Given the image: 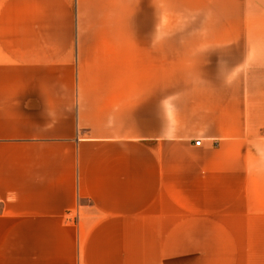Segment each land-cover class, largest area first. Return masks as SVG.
Instances as JSON below:
<instances>
[{
	"label": "crops",
	"instance_id": "0c3cea01",
	"mask_svg": "<svg viewBox=\"0 0 264 264\" xmlns=\"http://www.w3.org/2000/svg\"><path fill=\"white\" fill-rule=\"evenodd\" d=\"M0 264H264V0H0Z\"/></svg>",
	"mask_w": 264,
	"mask_h": 264
},
{
	"label": "built area",
	"instance_id": "2783aa9c",
	"mask_svg": "<svg viewBox=\"0 0 264 264\" xmlns=\"http://www.w3.org/2000/svg\"><path fill=\"white\" fill-rule=\"evenodd\" d=\"M195 144H196V145H200V144H201V141H196Z\"/></svg>",
	"mask_w": 264,
	"mask_h": 264
}]
</instances>
